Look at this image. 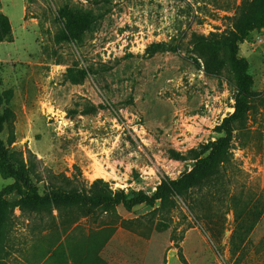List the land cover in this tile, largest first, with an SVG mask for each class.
<instances>
[{
	"label": "rangeland",
	"instance_id": "obj_1",
	"mask_svg": "<svg viewBox=\"0 0 264 264\" xmlns=\"http://www.w3.org/2000/svg\"><path fill=\"white\" fill-rule=\"evenodd\" d=\"M263 7L0 0L9 25L0 41V109L9 110L0 137L24 159L39 194H80L101 178L112 196L144 198L33 214L10 195L5 264H264V28L238 43L257 97L233 131L223 177L164 208L149 203L163 180L185 175L196 152L221 135L218 125L234 110L236 65L228 49L211 44L224 40L241 9ZM12 182L0 177V189Z\"/></svg>",
	"mask_w": 264,
	"mask_h": 264
},
{
	"label": "trees",
	"instance_id": "obj_2",
	"mask_svg": "<svg viewBox=\"0 0 264 264\" xmlns=\"http://www.w3.org/2000/svg\"><path fill=\"white\" fill-rule=\"evenodd\" d=\"M233 27L224 40L211 44V48L218 49L221 46L228 49L234 57L236 65L237 94L235 97L234 110L223 118L218 125V138L203 145L201 152H196L195 162L190 171L178 180L165 179L157 187L153 200H159L160 207L170 205V201L176 196H186L192 190H199L204 186L211 185L213 177L221 176L226 166L230 162V149L232 146L233 131L241 124L250 109L251 103L256 99L257 94L252 89V76L249 72V65L245 58L237 57L238 43L251 32L264 28V7L259 12H250L241 9L237 16H233ZM1 23H5L4 31L0 34V41L7 37L9 25L5 19L0 18ZM9 110L0 109V134L4 124L8 120ZM200 154V155H199ZM201 154H204L201 156ZM28 167L23 158L16 152L9 150L0 137V177L11 178L13 182L0 189V264H5L3 239L8 221L12 219L11 202L7 197L17 195L16 205L22 213L43 214L48 211L51 214L52 206L71 202L102 203L104 207L114 208L118 204L130 206L144 201L142 196H137L131 201L123 194L111 195L108 183L101 178H96L90 186L82 187L80 194L69 195L65 192L52 191L49 194L41 195L37 187L28 177ZM222 172V173H221ZM221 173V175H219Z\"/></svg>",
	"mask_w": 264,
	"mask_h": 264
},
{
	"label": "bare ground",
	"instance_id": "obj_3",
	"mask_svg": "<svg viewBox=\"0 0 264 264\" xmlns=\"http://www.w3.org/2000/svg\"><path fill=\"white\" fill-rule=\"evenodd\" d=\"M98 174L103 176V177L106 176V173L103 170H101L100 168L98 169Z\"/></svg>",
	"mask_w": 264,
	"mask_h": 264
}]
</instances>
